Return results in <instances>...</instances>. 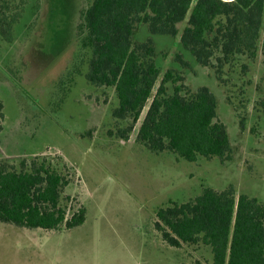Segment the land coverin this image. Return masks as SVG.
I'll return each instance as SVG.
<instances>
[{
	"label": "rangeland",
	"instance_id": "rangeland-1",
	"mask_svg": "<svg viewBox=\"0 0 264 264\" xmlns=\"http://www.w3.org/2000/svg\"><path fill=\"white\" fill-rule=\"evenodd\" d=\"M13 40L0 38V160L46 157L68 185V214L85 209L72 230H29L0 223V264H211L204 245L168 246L155 230V213L169 202H187L204 186L256 197L264 204V54L238 56L222 68L201 67L180 36H151L138 25L135 42L152 38L161 75L180 73L190 90L207 87L217 99L232 155L224 163H188L170 153L155 154L136 142L141 120L127 139L125 122L112 110V88L84 78L80 25L89 0H23ZM188 63L183 67L176 56ZM146 110L143 111L142 117Z\"/></svg>",
	"mask_w": 264,
	"mask_h": 264
},
{
	"label": "trees",
	"instance_id": "trees-1",
	"mask_svg": "<svg viewBox=\"0 0 264 264\" xmlns=\"http://www.w3.org/2000/svg\"><path fill=\"white\" fill-rule=\"evenodd\" d=\"M23 0H0V38L13 40ZM187 19L182 47L201 67L222 68L238 56L264 54V0H89L80 25V61L92 86L112 88L116 121L127 125L117 136L127 139L135 125L136 142L152 153H170L188 163L231 159L226 126L218 119L217 99L207 88L195 91L184 77L155 63L152 38L135 42L138 25L151 36L176 37ZM176 61L188 63L179 55ZM3 106L0 102V115ZM145 111L142 117L143 111ZM65 175L46 157L0 160V223L45 231L72 230L85 221V209L68 214L63 204ZM154 222L164 243L176 249L204 245L211 264H264V204L236 194L234 186L218 191L204 186L195 198L160 207ZM195 264H200L196 261Z\"/></svg>",
	"mask_w": 264,
	"mask_h": 264
}]
</instances>
